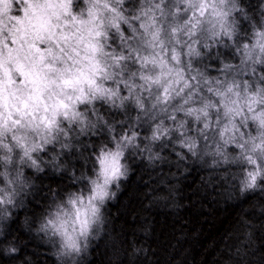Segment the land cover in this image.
I'll list each match as a JSON object with an SVG mask.
<instances>
[{
  "label": "clouds",
  "instance_id": "1",
  "mask_svg": "<svg viewBox=\"0 0 264 264\" xmlns=\"http://www.w3.org/2000/svg\"><path fill=\"white\" fill-rule=\"evenodd\" d=\"M0 264H264V0H0Z\"/></svg>",
  "mask_w": 264,
  "mask_h": 264
}]
</instances>
